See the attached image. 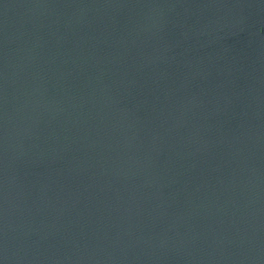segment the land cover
<instances>
[{
	"label": "water",
	"instance_id": "95a60500",
	"mask_svg": "<svg viewBox=\"0 0 264 264\" xmlns=\"http://www.w3.org/2000/svg\"><path fill=\"white\" fill-rule=\"evenodd\" d=\"M0 264H264V0H0Z\"/></svg>",
	"mask_w": 264,
	"mask_h": 264
}]
</instances>
